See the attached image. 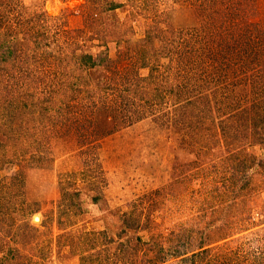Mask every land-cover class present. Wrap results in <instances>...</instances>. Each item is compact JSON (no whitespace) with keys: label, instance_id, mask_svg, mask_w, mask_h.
<instances>
[{"label":"rangeland","instance_id":"obj_1","mask_svg":"<svg viewBox=\"0 0 264 264\" xmlns=\"http://www.w3.org/2000/svg\"><path fill=\"white\" fill-rule=\"evenodd\" d=\"M260 131L264 0H0V264H253Z\"/></svg>","mask_w":264,"mask_h":264},{"label":"trees","instance_id":"obj_2","mask_svg":"<svg viewBox=\"0 0 264 264\" xmlns=\"http://www.w3.org/2000/svg\"><path fill=\"white\" fill-rule=\"evenodd\" d=\"M263 119H260L259 122H257V125H262ZM258 136L263 137L262 139H259V142H264V135L263 133L260 131L258 132ZM254 156H250V157H246V159H242L240 161L239 164L236 165V167H233V169L230 171V181L232 182L231 184L236 185L237 183H241L239 189L240 190H236V196H241V193L244 194V190L245 188L250 185L251 180L253 179H257L259 176V172L257 171L258 168L260 167L261 169H264V162L262 160H254ZM247 161V162H245ZM258 166L255 168V170L250 171L249 169L251 167L254 166ZM249 168V169H248ZM243 182V183H242ZM237 204V203H236ZM235 204V205H236ZM235 205H231V207H235L236 211H239L238 206ZM258 249H255V251H257ZM205 251V250H203ZM239 251H237L236 249V254L240 255L241 253H238ZM203 252H199V253H192V256L189 257L191 259V263H193L196 259V255L198 254H202ZM227 255V254H226ZM264 255V251L263 248H261L260 254L258 255V253H254L252 255V257L250 258L253 264H263L264 263V259L262 258ZM247 257V255H245ZM249 256V254H248ZM227 258V257H226ZM227 261L231 262L228 258Z\"/></svg>","mask_w":264,"mask_h":264}]
</instances>
